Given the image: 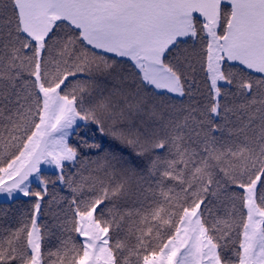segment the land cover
I'll use <instances>...</instances> for the list:
<instances>
[{"label":"snow or ice","instance_id":"snow-or-ice-1","mask_svg":"<svg viewBox=\"0 0 264 264\" xmlns=\"http://www.w3.org/2000/svg\"><path fill=\"white\" fill-rule=\"evenodd\" d=\"M0 198V264H264V0H0Z\"/></svg>","mask_w":264,"mask_h":264},{"label":"trees","instance_id":"trees-1","mask_svg":"<svg viewBox=\"0 0 264 264\" xmlns=\"http://www.w3.org/2000/svg\"><path fill=\"white\" fill-rule=\"evenodd\" d=\"M96 138L97 140L99 141V136L100 134L99 133H96ZM63 194V193H62ZM9 205L7 204L6 201L3 200V198H0V207H8ZM22 206V205H21ZM13 207H16V205H14Z\"/></svg>","mask_w":264,"mask_h":264}]
</instances>
